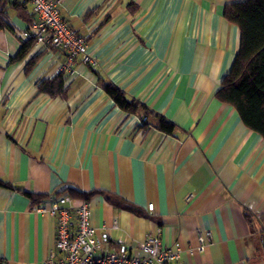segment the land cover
Returning a JSON list of instances; mask_svg holds the SVG:
<instances>
[{"label": "crops", "instance_id": "crops-1", "mask_svg": "<svg viewBox=\"0 0 264 264\" xmlns=\"http://www.w3.org/2000/svg\"><path fill=\"white\" fill-rule=\"evenodd\" d=\"M235 1L59 0L61 16L87 37L94 68L177 124L175 134L137 129L138 115L81 62L65 72L66 98L39 92L63 51L34 43L9 62L22 41L0 30V178L48 196L97 190L88 201L98 253L138 255L139 242L157 235L180 248L168 264H264V138L215 96L239 47L238 26L223 17ZM10 22L18 32L29 24ZM206 230L211 240L199 250ZM53 235L48 212L0 186V264H42Z\"/></svg>", "mask_w": 264, "mask_h": 264}, {"label": "trees", "instance_id": "trees-1", "mask_svg": "<svg viewBox=\"0 0 264 264\" xmlns=\"http://www.w3.org/2000/svg\"><path fill=\"white\" fill-rule=\"evenodd\" d=\"M132 5L133 3H128V9L133 13L135 8H131ZM10 8L28 23H31L34 15L30 12L27 0H0V30L8 29L19 36L17 28L9 20ZM90 14L92 11H88L86 15ZM223 17L238 26L240 40L233 62L223 76L215 96L234 106L242 122L264 138V0H240L227 3L223 8ZM34 43L33 38L22 41L19 50L9 58V62L21 60ZM39 55L40 53L30 58L25 71L35 64ZM87 65L96 74L98 85L120 109L128 114L138 115L137 129L153 127L168 134H175L178 126L172 120L128 95L116 83L102 76L98 69L90 64ZM65 77L66 73L60 71L43 78L37 84V90L52 97L66 98L68 87L64 85ZM0 186L20 190L30 199L32 206L44 203L48 197L47 194L17 188L2 178H0ZM67 189L65 194L81 196L86 200L90 195L98 193L97 190L86 194L75 189ZM62 191L65 190L59 191L57 196L62 195L60 194ZM0 263H2L1 258Z\"/></svg>", "mask_w": 264, "mask_h": 264}, {"label": "built area", "instance_id": "built-area-1", "mask_svg": "<svg viewBox=\"0 0 264 264\" xmlns=\"http://www.w3.org/2000/svg\"><path fill=\"white\" fill-rule=\"evenodd\" d=\"M27 1L34 18L18 32L21 41L33 38L41 46L63 51L64 60L55 73L70 72L76 62L95 66L87 37L80 35L61 16L59 0ZM32 207L39 212H48L54 222L53 246L42 264H168L179 258L178 243L163 245L157 235H149L139 242L138 255L117 250L98 253L96 243L91 240L95 228L90 223V206L86 199L74 204L69 194L51 195L44 203ZM147 209H153L152 202L147 204ZM196 237L195 247L199 250L211 240L208 230L198 231Z\"/></svg>", "mask_w": 264, "mask_h": 264}, {"label": "rangeland", "instance_id": "rangeland-1", "mask_svg": "<svg viewBox=\"0 0 264 264\" xmlns=\"http://www.w3.org/2000/svg\"><path fill=\"white\" fill-rule=\"evenodd\" d=\"M15 13L14 11L10 8L8 9V16H9V20L13 21L14 17H15ZM17 16V15H16Z\"/></svg>", "mask_w": 264, "mask_h": 264}, {"label": "water", "instance_id": "water-1", "mask_svg": "<svg viewBox=\"0 0 264 264\" xmlns=\"http://www.w3.org/2000/svg\"><path fill=\"white\" fill-rule=\"evenodd\" d=\"M263 246H264V243H263Z\"/></svg>", "mask_w": 264, "mask_h": 264}]
</instances>
